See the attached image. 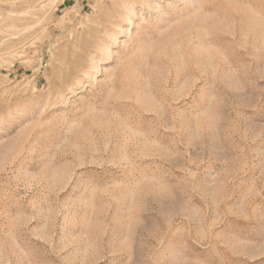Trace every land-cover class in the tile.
Listing matches in <instances>:
<instances>
[{"label": "rangeland", "instance_id": "obj_1", "mask_svg": "<svg viewBox=\"0 0 264 264\" xmlns=\"http://www.w3.org/2000/svg\"><path fill=\"white\" fill-rule=\"evenodd\" d=\"M0 264H264V0H0Z\"/></svg>", "mask_w": 264, "mask_h": 264}]
</instances>
